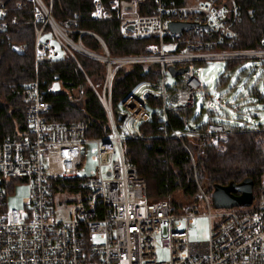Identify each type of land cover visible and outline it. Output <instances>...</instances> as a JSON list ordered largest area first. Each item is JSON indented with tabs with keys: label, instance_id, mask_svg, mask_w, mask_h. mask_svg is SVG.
I'll use <instances>...</instances> for the list:
<instances>
[{
	"label": "built area",
	"instance_id": "1",
	"mask_svg": "<svg viewBox=\"0 0 264 264\" xmlns=\"http://www.w3.org/2000/svg\"><path fill=\"white\" fill-rule=\"evenodd\" d=\"M141 1L92 0L90 12L94 20H118V30L128 39L149 38L148 53L138 56H110L95 33L103 50L85 48L72 37V33L89 32L77 28L79 14L55 19L53 0H26L27 5L16 6L30 5L32 9L36 74L29 84L25 108L29 135L0 141V264H264V176L256 210L234 206L212 214V192L200 187L203 209L176 211L167 199L148 198L146 180L128 158L126 148L128 141L146 138L139 124L150 118L148 96L153 94L162 101L157 115L160 128L171 126L170 111L191 115L201 97L196 120L205 110L209 118L195 126L185 113L184 128H173L169 135L182 142L188 138L207 148L223 149L236 131L264 132V124L255 120L260 109L255 106L264 101V36L255 48H236L242 20L237 0H188L182 4L154 0L150 13L139 12ZM0 18L3 27L18 22V15H10V9L1 4ZM172 21L189 25L172 30ZM53 38L78 64L77 53L105 61L102 84L86 76L108 114L112 129L108 135L88 137L83 120L62 123L49 119L50 104L44 95L55 88L45 87L39 71L42 62L58 53ZM235 59L245 61L251 69L254 79L248 92L253 97L247 95L238 102L241 96L231 99L225 92L207 94L196 63ZM137 63L156 64L160 78L139 82L121 102L118 111L126 116L119 121L111 99L114 73L118 67ZM170 66L187 69L173 74ZM247 103L254 105L243 106ZM88 143L94 145L91 170L85 167ZM184 146L190 152L186 143ZM193 162L196 167L194 158ZM21 184L28 187L22 207H9L8 197ZM66 194L75 198H63ZM54 195L61 197V210L55 208ZM71 202L68 211L64 206ZM200 215L209 218L206 240L192 239L189 231ZM160 249L167 250V258H159Z\"/></svg>",
	"mask_w": 264,
	"mask_h": 264
},
{
	"label": "trees",
	"instance_id": "2",
	"mask_svg": "<svg viewBox=\"0 0 264 264\" xmlns=\"http://www.w3.org/2000/svg\"><path fill=\"white\" fill-rule=\"evenodd\" d=\"M187 1L177 0L180 4ZM237 1L241 5L242 20L239 24L241 39L236 48L246 50L255 48L259 46L261 36H264V0ZM153 2L156 3L154 0H142L139 12L153 11ZM19 3L27 5L26 0H0V4L8 7L13 15L17 14L19 20L13 24L10 21L7 27H3L0 21V141L6 138L19 140L29 135L25 108L30 94L29 84L36 74L33 47L36 27L30 22L33 17L30 5L18 9L16 6ZM91 9L92 0H53L52 11L55 19L62 20L66 16L79 14L77 28L88 30L89 34L72 33V37L79 40L87 49L103 50L101 41L93 34L95 33L106 44L110 56L127 54L138 56L148 53L146 47L150 42L149 38L127 39L118 30V20H92ZM46 34L49 35L47 32ZM13 44L21 45L25 49L24 53L14 51ZM57 54L52 61L42 62L39 71L41 79L45 81V87L54 86L55 82L60 80L68 89H55L44 95L50 104V112L47 114L49 119L62 123L83 120L88 137L108 135L112 131L108 114L87 78L88 76L98 85L102 84L106 63L77 53L80 54L76 58L79 65L71 56L65 53ZM241 63L242 60L235 59L227 62L226 68H235ZM155 68L156 64L147 68L146 65L137 63L116 69L111 90L113 112L120 110L121 102L139 82L145 79H159V73ZM57 74L60 76L59 79H56ZM74 89H78V95L72 93ZM160 100L161 97L158 98L155 94L148 96L149 105H152L150 118L140 123L146 138L130 140L126 145L128 158L146 180L148 198L157 201L167 199L176 211L181 209L200 211L204 207L200 187L211 193L216 184H227L231 180L239 182L246 177H252L255 200L251 207L243 208L258 209L264 176V132L236 131L223 149L207 148L185 138L183 142L191 150V156L181 140L168 136L173 128L183 129L185 125L183 115L186 113L188 117L190 114L171 111L170 115L173 117L171 126L162 129L158 127L161 121H157L159 110H156L161 107ZM117 123L120 124L119 121ZM57 181H60L59 178H56ZM55 188L61 190L63 187Z\"/></svg>",
	"mask_w": 264,
	"mask_h": 264
},
{
	"label": "rangeland",
	"instance_id": "3",
	"mask_svg": "<svg viewBox=\"0 0 264 264\" xmlns=\"http://www.w3.org/2000/svg\"><path fill=\"white\" fill-rule=\"evenodd\" d=\"M189 1H194V0H189ZM56 42V40H55ZM57 50L60 53H64L62 51L61 47L57 44ZM227 64L225 61H220L219 63L214 62H199L196 63V68L199 69L201 68V71L198 73L200 78L203 80L205 84L204 91L207 92V94H212L215 96L220 95L221 93H226L227 96L231 99H235L239 96H241L238 99V102H242L245 100V96L249 95V97H253L252 95L250 96L249 90L252 88V80L251 79V69L249 68V71L247 70L249 65L246 64L244 61L243 63L239 64L235 68H226ZM248 66V67H247ZM168 79L173 80L174 77L171 75H168ZM159 80V79H158ZM260 87H263L262 82L259 83ZM54 87L56 90H68L62 81L57 80L54 84ZM73 94L78 95L79 91L78 89H74L72 91ZM243 96V97H242ZM201 104L202 100L201 97L198 98L197 106L195 107L193 113L190 115V123L194 124L195 126H198L205 122L209 118L208 112L205 110L202 114V117L200 120H196V116L201 113ZM254 104L247 103L243 104V106H252ZM256 108H260L257 113V117L255 120L257 122H261L264 124V101H260L258 103V106H255ZM262 118V119H261ZM94 145L92 143H88L85 147L86 151V163L85 167L87 170H91L95 166V162L91 159V148ZM28 195V187L25 184H21L18 186L15 190V192L8 197V204L9 207H22V200L24 196ZM54 204L56 209L62 208L61 203H60V196L59 195H54ZM63 198H67L70 200H73L75 198L74 195L72 194H66L64 195ZM65 209L70 211L73 207V202L67 204L64 206ZM243 208V207H242ZM246 209V208H244ZM222 209L217 208L215 206H212V214L219 213ZM67 216V215H65ZM215 219V217H214ZM191 237L192 239L195 240H206L208 238V232H209V218L207 215H200L198 216L193 224L191 225ZM158 256L160 259H165L168 256L167 250L166 249H160L158 252Z\"/></svg>",
	"mask_w": 264,
	"mask_h": 264
},
{
	"label": "water",
	"instance_id": "4",
	"mask_svg": "<svg viewBox=\"0 0 264 264\" xmlns=\"http://www.w3.org/2000/svg\"><path fill=\"white\" fill-rule=\"evenodd\" d=\"M188 23H178L172 21L170 23V28L172 30H181L182 28L188 26ZM12 48L17 53H24V48L21 45L13 44ZM171 73L178 74L182 73L187 68L180 67L175 68L174 66L169 67ZM59 74L56 75V79H59ZM147 93L146 95H148ZM125 113L118 112L117 119L123 121L125 119ZM254 179L252 177H246L241 181L231 180L227 184H216L212 191L213 204L217 208L223 207H249L252 205L254 200Z\"/></svg>",
	"mask_w": 264,
	"mask_h": 264
},
{
	"label": "bare ground",
	"instance_id": "5",
	"mask_svg": "<svg viewBox=\"0 0 264 264\" xmlns=\"http://www.w3.org/2000/svg\"><path fill=\"white\" fill-rule=\"evenodd\" d=\"M107 2H108V1H107ZM141 2H142V1H141ZM143 2H144V1H143ZM153 3H154V5H155V2H153ZM177 3H178V2H177ZM238 3H239V2H238ZM181 4H182V3H181ZM146 7H147V6H146ZM152 7H153V6H152ZM148 8H149V7H148ZM148 8H147V10H148ZM151 9H152V8H151ZM151 9H150V10H151ZM153 10H154V8H153ZM148 12H149V11H148ZM150 12H152V11H150ZM10 13H11V11H10ZM143 13H144V12H143ZM145 13H146V12H145ZM11 14H13V13H11ZM90 18H91V17H90ZM78 19H79V17H78ZM91 19H92V18H91ZM113 19H115V18H113ZM92 20H94V19H92ZM110 20H111V19H110ZM115 20H116V19H115ZM18 21H19V20H18ZM96 21H97V20H96ZM98 21H99V20H98ZM100 21H102V20H100ZM103 21H104V20H103ZM107 21H108V20H107ZM116 21H117V20H116ZM118 22H119V21H118ZM10 23H11V22H10ZM12 24H13V23H12ZM78 25H79V23H78ZM82 29H83V28H82ZM91 32H92V31H91ZM92 33H93V32H92ZM74 34H75V33H74ZM85 34H89V33L85 32ZM46 35H47V34H46ZM81 35H82V34H81ZM125 38H126V37H125ZM97 39H98V38H97ZM127 39H128V38H127ZM55 40H56V39L53 38L54 44L56 45V42H57V41L55 42ZM130 40H131V39H130ZM138 40H139V39H138ZM77 41H78V40H77ZM102 41H103V40H102ZM103 42H104V41H103ZM80 43H81V42H80ZM57 44H58V42H57ZM81 44H82V43H81ZM238 44H239V43H238ZM58 45H59V44H58ZM105 45H106V44H105ZM83 46H84V45H83ZM84 47H85V46H84ZM236 47H238V45H237ZM85 48H86V47H85ZM24 50H25V49H24ZM34 50H35V48H34ZM61 50H62V49H61ZM62 51H63V50H62ZM91 51H92V50H91ZM100 51H102V50H100ZM100 51L96 50V52H100ZM58 53H60V49H59V52H58ZM56 55H58V54H56ZM56 55H55V56H56ZM65 55H67V54H65ZM77 55H78V54H77ZM79 55H80V54H79ZM79 55H78V56H79ZM85 55H86V54H85ZM67 56H68V55H67ZM86 56H87V55H86ZM118 56H119V55H118ZM88 57H91V56H88ZM77 58H78V57H77ZM92 58H93V57H92ZM93 59H94V58H93ZM95 59H96V58H95ZM52 60H53V59H52ZM52 60H51V61H52ZM77 60H78V59H77ZM97 60H98V59H97ZM237 60H239V59H237ZM240 61H241V60H240ZM48 62H49V61H48ZM104 62H105V61H104ZM242 62H243V61H242ZM228 63H229V62H228ZM42 64H43V63H42ZM153 65H154V64H153ZM40 66H41V65H40ZM144 67H145V66H144ZM247 67H248V66H247ZM147 68H149V67H147ZM249 68H250V67H248V69H247L248 71H249ZM117 70H118V68H117ZM148 70H149V69H148ZM115 71H116V70H115ZM156 72H157V71H156ZM156 72H155V73H156ZM39 73H40V72H39ZM157 73H158V72H157ZM157 73H156V74H157ZM40 75H41V74H40ZM86 75H87V74H86ZM104 76H105V75H104ZM157 76H158V74H157ZM40 77H41V76H40ZM159 78H160V77H159ZM113 79H114V78H113ZM145 80H147V79H145ZM148 80H149V79H148ZM153 80H154V79H152V81H153ZM156 80L158 81V79H156ZM113 83H114V82H113ZM95 84H96V83H95ZM45 86H46V84H45ZM91 88H92V87H91ZM45 94H47V93H45ZM48 94H49V93H48ZM153 95H154V94H153ZM153 95H152V96H153ZM28 96H29V95H28ZM150 97H151V95H150ZM158 98H159V97H158ZM160 101H161V100H160ZM101 103H102V102H101ZM159 103H160V102H159ZM160 104H161V103H160ZM156 105H157V104H156ZM149 106H150V108H151L152 105H149ZM154 106H155V105H154ZM158 106H160V105H158ZM160 108H161V107H160ZM150 110H151V109H150ZM156 110H158V108H157ZM48 111L50 112V110H48ZM105 111H106V110H105ZM118 112H119V111H118ZM118 112H117V113H118ZM170 112H171V111H170ZM106 114H107V113H106ZM108 119H109V118H108ZM156 120H157V119H156ZM157 121L160 122V120H157ZM68 123H71V122H68ZM158 124H159V123H158ZM28 125H29V124H28ZM139 125H140V124H139ZM158 127H159V126H158ZM167 127H169V126H167ZM162 129H163V128H162ZM245 131H246V130H245ZM247 131H248V130H247ZM169 132H170V131H169ZM110 133H111V132H110ZM86 135H87V134H86ZM163 136H164V135H163ZM168 136H169V135H168ZM147 138H148V137H147ZM148 139H149V138H148ZM132 141H133V140H132ZM187 142H188V141H187ZM126 145H127V144H126ZM188 145H189L190 148H191V144L189 143ZM185 148H186V147H185ZM85 150H86V149H85ZM190 151H191V150H190ZM200 192H201V190H200ZM147 195H148V194H147ZM181 210H183V209H181Z\"/></svg>",
	"mask_w": 264,
	"mask_h": 264
}]
</instances>
